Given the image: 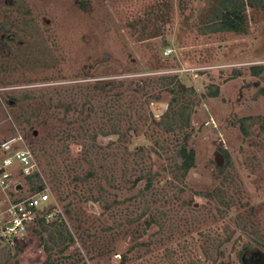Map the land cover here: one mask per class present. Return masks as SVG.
Listing matches in <instances>:
<instances>
[{"label": "rangeland", "instance_id": "1", "mask_svg": "<svg viewBox=\"0 0 264 264\" xmlns=\"http://www.w3.org/2000/svg\"><path fill=\"white\" fill-rule=\"evenodd\" d=\"M211 4L0 0V164L1 144L21 137L52 212L24 235L6 232L14 244L0 238V264L264 257V71L251 74L264 67V9H248L244 34H204ZM180 107L189 124L172 127ZM185 137L196 166L184 178ZM14 162L0 211L34 194Z\"/></svg>", "mask_w": 264, "mask_h": 264}, {"label": "trees", "instance_id": "2", "mask_svg": "<svg viewBox=\"0 0 264 264\" xmlns=\"http://www.w3.org/2000/svg\"><path fill=\"white\" fill-rule=\"evenodd\" d=\"M251 9L253 12L258 11V9H264V0H212L211 7L209 8L206 15L202 18V22L205 23L204 34L208 33H218V32H234L236 34H244L247 32V25L249 23V14L248 9ZM264 71V67H253L251 68V74L253 76H258ZM260 92L264 94V88L260 89ZM217 91L214 93L216 95ZM169 116V115H168ZM190 114L183 109L179 108V112L176 115V119L172 120L171 126L178 128L184 127V125L189 124ZM171 118V117H170ZM186 119L184 122L183 120ZM171 120V119H170ZM182 122L181 124H179ZM254 117H243L239 119V128L243 136L248 137L250 135L249 128L255 124ZM261 127L264 129V119L261 122ZM223 154L225 155V164H230V156L227 150L222 149ZM177 169L181 172L182 176H185L189 173L191 169L196 166V154L194 149L190 148L188 145V137L184 138V142L179 147L177 151ZM151 175V172L148 173ZM33 176V177H32ZM28 184L32 186L33 193H40L45 190V186L42 183L39 175L34 173L30 176H25ZM36 178L39 180L37 184L34 183L33 179ZM142 179H146V189H150L152 186V180L150 177L140 176L135 183L139 182ZM50 209V208H49ZM49 209L44 213V210H40L37 213V218L35 222L45 223L48 215L52 212H49ZM59 235H61L59 233ZM67 247L64 248V250Z\"/></svg>", "mask_w": 264, "mask_h": 264}, {"label": "built area", "instance_id": "3", "mask_svg": "<svg viewBox=\"0 0 264 264\" xmlns=\"http://www.w3.org/2000/svg\"><path fill=\"white\" fill-rule=\"evenodd\" d=\"M164 53L165 55H169L172 53V50L167 49ZM20 143L21 137L17 136L7 139L1 144V149L5 156L0 164V170L3 169V173L0 174V187L5 191L11 185L13 173L10 170L15 166L14 160H17L21 167V173L24 176H30L35 173L32 153L24 146H20ZM50 201L51 198L48 190L33 194L28 198L12 201L6 211H0V238L4 236V239L11 241L10 245H13L14 240H11L12 235L7 236L5 235L6 232L14 230L17 234L24 235L27 227L35 222L38 211L50 206ZM50 216L52 214H49L48 218Z\"/></svg>", "mask_w": 264, "mask_h": 264}, {"label": "flooded vegetation", "instance_id": "4", "mask_svg": "<svg viewBox=\"0 0 264 264\" xmlns=\"http://www.w3.org/2000/svg\"><path fill=\"white\" fill-rule=\"evenodd\" d=\"M251 251H255L254 249H252L251 247H248V248H246L245 250H243V252H242V256L243 255H245V254H247V252H251ZM253 256V255H252ZM256 257H255V259L256 258H258V260H261V259H264V257H263V255H261V254H258L257 253V255H255ZM255 259H254V257H253V260L252 261H250L251 263H253V264H255V262H257V261H255ZM251 263H249L248 261L247 262H245L244 261V264H251ZM259 264H262V263H259Z\"/></svg>", "mask_w": 264, "mask_h": 264}, {"label": "water", "instance_id": "5", "mask_svg": "<svg viewBox=\"0 0 264 264\" xmlns=\"http://www.w3.org/2000/svg\"><path fill=\"white\" fill-rule=\"evenodd\" d=\"M11 156H13V155L11 154ZM1 173H3V169L0 170V174H1ZM18 189H19V188H18Z\"/></svg>", "mask_w": 264, "mask_h": 264}]
</instances>
